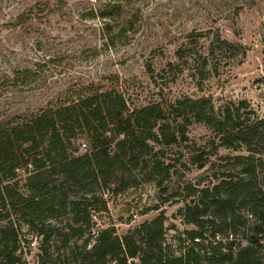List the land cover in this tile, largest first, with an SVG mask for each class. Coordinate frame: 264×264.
Wrapping results in <instances>:
<instances>
[{"label": "trees", "instance_id": "1", "mask_svg": "<svg viewBox=\"0 0 264 264\" xmlns=\"http://www.w3.org/2000/svg\"><path fill=\"white\" fill-rule=\"evenodd\" d=\"M113 1L100 13L111 19L103 27L110 49L128 42L138 19L133 13L114 25L124 5ZM190 46L180 45V62L167 67L206 69L222 50L211 41L202 57L189 53ZM13 74L7 84H28L33 71ZM192 121L210 128L219 146L248 152L236 157L238 177L222 175L217 184L189 187L179 214L194 228L168 240L163 211L121 236L114 227L99 226L91 211L93 203H102L97 189L116 181L137 187V170L145 183L161 186L173 168L161 148L188 141ZM263 155L264 117L252 115L243 102L216 106L205 97H158L131 107L115 88H69L60 104L0 122V264H29L25 256L34 238L40 242L37 264H264ZM199 161L204 167L209 159ZM16 221L33 232L31 239Z\"/></svg>", "mask_w": 264, "mask_h": 264}, {"label": "rangeland", "instance_id": "2", "mask_svg": "<svg viewBox=\"0 0 264 264\" xmlns=\"http://www.w3.org/2000/svg\"><path fill=\"white\" fill-rule=\"evenodd\" d=\"M122 3L112 23L119 26L135 13L136 30L125 45L110 49L103 44V27L111 19L100 13L115 5L113 0H0V122L16 113L60 104L69 88L92 84L121 91L131 107L148 105L158 97L165 101L205 97L216 106L243 102L252 115L264 117V0ZM211 41L222 50L208 68L167 67L169 61L180 62L175 51L183 43L191 45L189 53L203 57ZM25 68L33 71L28 84H7L13 71ZM149 69L155 71L154 79ZM186 134L188 141L161 148L166 163L173 165L161 186L145 183L144 172L137 170V187L116 181L97 189L102 203H93L91 211L99 226L114 227L121 236L163 211L168 240L194 228L179 214L190 199L189 187L217 184L222 175L238 177L236 157L248 152L219 146L202 123L187 124ZM200 157H208L206 166H198ZM124 177L127 180L128 175ZM16 222L20 233L31 239L28 233L33 232ZM32 242L25 258L37 264L40 242L36 238Z\"/></svg>", "mask_w": 264, "mask_h": 264}]
</instances>
